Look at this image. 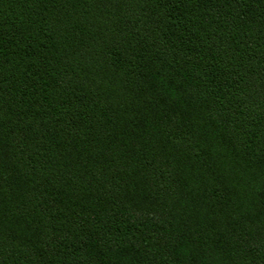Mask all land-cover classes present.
<instances>
[{
  "label": "trees",
  "instance_id": "obj_1",
  "mask_svg": "<svg viewBox=\"0 0 264 264\" xmlns=\"http://www.w3.org/2000/svg\"><path fill=\"white\" fill-rule=\"evenodd\" d=\"M0 264H264V0H0Z\"/></svg>",
  "mask_w": 264,
  "mask_h": 264
}]
</instances>
